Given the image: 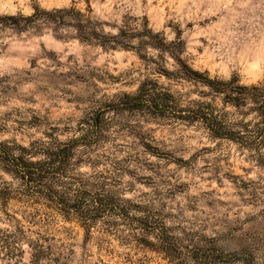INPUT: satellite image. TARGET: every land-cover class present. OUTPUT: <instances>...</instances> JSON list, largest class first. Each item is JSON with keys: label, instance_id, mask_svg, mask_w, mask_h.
<instances>
[{"label": "rangeland", "instance_id": "374dc122", "mask_svg": "<svg viewBox=\"0 0 264 264\" xmlns=\"http://www.w3.org/2000/svg\"><path fill=\"white\" fill-rule=\"evenodd\" d=\"M36 8H74L102 35L145 25L164 52L138 48L139 38L137 50L80 42L69 28L0 33V143L21 155L64 142L104 110L53 187L66 202L82 185L111 203L85 221L66 217L0 167V264H34L36 252L40 264H264V162L215 147L197 124L120 104L150 79L179 107H220L206 87L153 70H173L170 52L211 79L260 82L264 0H0V15Z\"/></svg>", "mask_w": 264, "mask_h": 264}, {"label": "trees", "instance_id": "16d2710c", "mask_svg": "<svg viewBox=\"0 0 264 264\" xmlns=\"http://www.w3.org/2000/svg\"><path fill=\"white\" fill-rule=\"evenodd\" d=\"M123 26L124 28L117 29L115 35H102L85 13L74 8L51 11L36 8L28 16L0 15V33L8 31L12 34H40L45 29L57 33L61 28H69L80 42L91 43L93 39H98L102 47L137 50L133 42L139 38L138 48L150 46L164 52L161 45L151 41V32L146 30L145 25H140L145 30L138 33L131 32V28L125 23ZM145 35H148L149 40L141 41ZM169 54L174 62L173 70H153L168 79H183L206 87L213 97L212 100L219 99L220 107H214L212 101L211 103L199 100L189 101L185 107H179L173 94L150 79L142 81L135 94L123 95L120 104L145 110L154 117L168 114L188 125L197 124L206 133L207 138L215 143V147L226 142L242 153L245 152L253 161L264 162V78L251 85L241 84L236 78L225 81L211 79L206 72L194 70L173 53ZM103 114L104 110H99L89 117L79 136L48 146L42 144L41 148L34 145L20 148L21 155H16L0 143V167L24 179L26 188L48 200L51 205L64 212L66 217L75 215L85 221L90 212L105 211L111 204L106 199L108 197H93L91 192L79 185L73 201L66 202L53 187L55 182L64 177L66 168L74 156L75 147L87 143L99 134ZM38 154L41 156L38 157ZM68 179L69 183L71 180L75 181L74 178ZM90 201L92 207L88 211L85 207ZM116 209L120 213L126 210L125 206H116ZM41 256V252L31 254L32 262L40 264ZM50 260L52 264H59L60 261L58 258Z\"/></svg>", "mask_w": 264, "mask_h": 264}]
</instances>
